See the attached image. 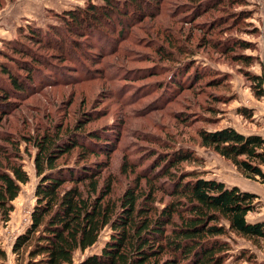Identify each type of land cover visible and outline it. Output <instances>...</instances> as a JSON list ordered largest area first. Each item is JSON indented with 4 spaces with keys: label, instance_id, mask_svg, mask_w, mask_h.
I'll return each mask as SVG.
<instances>
[{
    "label": "rangeland",
    "instance_id": "374dc122",
    "mask_svg": "<svg viewBox=\"0 0 264 264\" xmlns=\"http://www.w3.org/2000/svg\"><path fill=\"white\" fill-rule=\"evenodd\" d=\"M204 1L136 0L114 19L98 13L101 20H91L88 13L75 23L66 18L67 12L101 5L103 0H0V64L16 70L21 62L35 66L32 76L36 78L31 93L3 101L8 114L0 130L15 144L1 140L0 144L10 150L19 144L29 175L13 202L11 220L0 229V242L8 254L6 264L16 263L12 246L18 232L31 222L40 180L33 138L41 137L46 129L72 131L83 125L80 131L113 133L110 142L115 146L109 155L88 157L107 163L94 196L108 190V185L107 199L118 204L131 187H144L149 193L150 186L140 176L142 170H156L157 158L166 148H190L203 158L202 170L209 178L258 194V207L248 219L262 220L264 182L245 177L231 161L201 146L198 133L232 127L245 135L264 137V97L255 96L245 75L264 77V0L241 4L223 0L217 7L197 11ZM39 28L43 36L33 38L31 29ZM231 40L255 47L226 52L222 42ZM160 47L169 50L175 61L161 55ZM240 55L250 56L254 64L240 62ZM32 58L42 64L34 65ZM186 66L190 69L181 78L178 75ZM196 69L203 76L197 82L193 78ZM180 79L185 87L175 91L172 87ZM216 79L220 81L214 85ZM246 109L252 112L250 119L240 114ZM78 152L75 149L63 162H76ZM160 182L164 181L154 185ZM81 188L85 195L91 191V186ZM156 194L157 206L170 201ZM109 235L107 227L85 254L100 252ZM238 244L252 250L258 263L264 261V243L256 247L238 237ZM83 256L78 253L77 259Z\"/></svg>",
    "mask_w": 264,
    "mask_h": 264
},
{
    "label": "trees",
    "instance_id": "16d2710c",
    "mask_svg": "<svg viewBox=\"0 0 264 264\" xmlns=\"http://www.w3.org/2000/svg\"><path fill=\"white\" fill-rule=\"evenodd\" d=\"M222 1L205 0L197 11L208 6L217 7ZM230 1L243 3V0ZM135 2L103 0L105 6L89 4L67 12L66 18L77 23L82 16L92 14L91 20H101L98 13H102L110 20L118 17L117 14L122 15L121 12ZM109 8L118 12L113 13ZM243 14L242 11L239 15L241 20ZM31 31L33 38L43 36L40 28ZM222 46L226 52L255 47L243 40L222 42ZM158 52L175 61L170 58L172 53L164 47L158 48ZM238 59L246 65L254 64L250 56L240 55ZM31 61L34 65L42 64L36 58ZM34 67L21 62L17 70H23L24 74L12 66L0 64V127L2 118L8 114L3 101L11 96L22 97L25 92L34 90ZM189 69L190 66H186L178 76L183 78ZM200 74L196 69L193 75L196 82L203 78ZM245 75L255 96L263 98L264 77L249 72ZM219 81L213 80V84ZM184 87L185 83L180 79L172 88L178 91ZM218 98L223 100L226 97ZM240 114L250 119L252 112L246 109ZM81 128L83 125H77L72 131L46 129L41 137L33 138L37 149L34 164L40 180L31 222L12 246L15 264H264V261L257 262L252 250L238 244V237L256 247L264 243V221L248 219L258 207L257 194L209 178L202 170L203 158L194 150L166 148L167 151L157 158L156 170L150 173L142 170L140 173L151 192L146 193L144 187H131L118 204L107 199L111 192V185H108V190L94 196L107 163L88 160V157L97 159L99 155H109L111 147L115 146L110 142L113 133L84 132L80 131ZM198 136L201 146L231 161L245 177L264 182L262 135H245L232 127H225L213 131L201 129ZM0 140L15 144L10 135L1 130ZM4 147L0 144V151L3 149L0 153V229L11 220L15 209L13 202L22 185L29 181L19 144L11 150ZM75 149H79L78 160L72 164L63 162ZM160 180L164 182L154 185ZM66 185L69 187L65 188ZM85 185L91 186L87 195L81 188ZM158 192L170 199L162 207L156 205ZM107 227L110 235L100 252L85 254L99 242ZM78 253L84 256L77 259ZM7 260L8 254L0 242V264H6Z\"/></svg>",
    "mask_w": 264,
    "mask_h": 264
},
{
    "label": "crops",
    "instance_id": "0c3cea01",
    "mask_svg": "<svg viewBox=\"0 0 264 264\" xmlns=\"http://www.w3.org/2000/svg\"><path fill=\"white\" fill-rule=\"evenodd\" d=\"M241 189H243V188H241ZM243 190H245V189H243ZM247 191H249V190H247ZM251 192V191H250ZM258 195V194H257ZM260 219H264V217H262V218H260ZM25 229V228H24ZM23 228L18 232V233H20V232H22L23 230H24ZM15 239V238H14Z\"/></svg>",
    "mask_w": 264,
    "mask_h": 264
}]
</instances>
